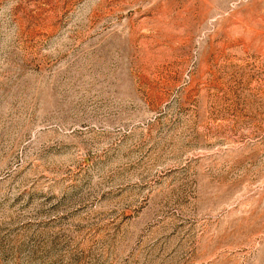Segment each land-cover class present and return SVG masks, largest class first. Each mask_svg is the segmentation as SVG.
Instances as JSON below:
<instances>
[{
	"label": "rangeland",
	"instance_id": "rangeland-1",
	"mask_svg": "<svg viewBox=\"0 0 264 264\" xmlns=\"http://www.w3.org/2000/svg\"><path fill=\"white\" fill-rule=\"evenodd\" d=\"M0 9V264H264V0Z\"/></svg>",
	"mask_w": 264,
	"mask_h": 264
},
{
	"label": "clouds",
	"instance_id": "clouds-1",
	"mask_svg": "<svg viewBox=\"0 0 264 264\" xmlns=\"http://www.w3.org/2000/svg\"><path fill=\"white\" fill-rule=\"evenodd\" d=\"M7 11L11 12V9L9 8ZM4 12H5L4 9H0V17H2L4 15Z\"/></svg>",
	"mask_w": 264,
	"mask_h": 264
}]
</instances>
